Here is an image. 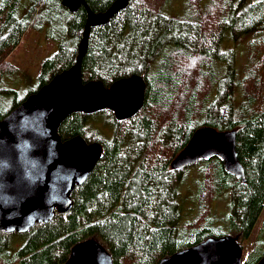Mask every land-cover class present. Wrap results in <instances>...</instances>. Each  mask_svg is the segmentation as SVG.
<instances>
[{
  "label": "trees",
  "instance_id": "1",
  "mask_svg": "<svg viewBox=\"0 0 264 264\" xmlns=\"http://www.w3.org/2000/svg\"><path fill=\"white\" fill-rule=\"evenodd\" d=\"M82 1L73 13L61 0H0V122L76 65L89 11L106 12L117 0ZM31 30L45 33L59 50L43 63L38 89L21 99L5 87L15 75L6 59ZM263 34L264 0H129L109 24L92 28L83 81L110 90L137 76L146 84L144 106L128 120L106 109L75 112L61 124L63 141L81 136L99 144L101 160L75 188L71 211L24 234L0 232V264H65L77 243L92 238L114 264H160L210 237L250 238L264 211V55L250 48L238 71L236 49ZM202 126L239 131L245 184L216 158L172 170ZM224 199H231L229 213L220 219L213 205ZM192 210L195 217L184 216ZM263 257L264 220L243 264Z\"/></svg>",
  "mask_w": 264,
  "mask_h": 264
},
{
  "label": "water",
  "instance_id": "2",
  "mask_svg": "<svg viewBox=\"0 0 264 264\" xmlns=\"http://www.w3.org/2000/svg\"><path fill=\"white\" fill-rule=\"evenodd\" d=\"M61 1L73 13L83 4L82 0H70L72 6ZM128 4L129 0H117L106 12L89 11L76 65L54 77L0 122V232L24 234L36 224L53 221L57 212L72 210L75 188L88 180L102 157L101 146L81 136L61 139L59 128L72 113L93 115L111 109L123 121L143 108L146 84L137 76L116 82L110 90L102 83L82 79L92 28L106 26ZM238 134V130L198 128L172 162V170L185 171L216 158L227 174L245 184L237 153ZM65 264L114 262L108 249L92 238L77 243ZM160 264H243V248L231 235L210 237ZM257 264H264V257Z\"/></svg>",
  "mask_w": 264,
  "mask_h": 264
},
{
  "label": "rangeland",
  "instance_id": "3",
  "mask_svg": "<svg viewBox=\"0 0 264 264\" xmlns=\"http://www.w3.org/2000/svg\"><path fill=\"white\" fill-rule=\"evenodd\" d=\"M253 39H255V42L252 45H250V43H245L236 49V54L239 53V60L237 64L238 71H240L241 68L247 63V57L250 48H256V53L258 54V56L264 55V34L254 36L251 38V40ZM58 50V43L53 41L52 39L47 38L45 33L33 30L27 32L24 35V38L19 47L11 52L6 59L8 62L14 65L15 69L13 70L15 71V75L7 80L5 87L19 92L21 99H25L27 97L29 89H38V76L41 73L43 63L51 59L58 52ZM259 51H261V54L259 53ZM93 126L97 129L101 128L97 124H93ZM101 133L107 138H112V132L108 127H103ZM195 177L196 176L194 174H191V179L184 189V195L186 197L190 195L188 187L194 186L193 181ZM230 202L231 199H224L219 201L218 203H214L213 209L216 212L218 218L222 219L227 215V213H229ZM191 204L192 206H194L193 203ZM192 212V214L184 216L188 217L189 219L191 217H195V215L197 214L196 211L192 210ZM185 220L186 219H184V221ZM263 220L264 211L255 232L252 233L249 240L242 242L245 254L250 253L254 249V242L257 236V231L260 229V225Z\"/></svg>",
  "mask_w": 264,
  "mask_h": 264
},
{
  "label": "flooded vegetation",
  "instance_id": "4",
  "mask_svg": "<svg viewBox=\"0 0 264 264\" xmlns=\"http://www.w3.org/2000/svg\"><path fill=\"white\" fill-rule=\"evenodd\" d=\"M231 236L234 237L235 239H237V240H238V243H239L240 246L243 248V260H245V258L247 257L248 253L245 254V252H244V246L242 245V242H243V241H246V240H249V238L246 239V240H243V239H241V238L238 237V236H233V235H231ZM243 262H244V261H243Z\"/></svg>",
  "mask_w": 264,
  "mask_h": 264
},
{
  "label": "bare ground",
  "instance_id": "5",
  "mask_svg": "<svg viewBox=\"0 0 264 264\" xmlns=\"http://www.w3.org/2000/svg\"><path fill=\"white\" fill-rule=\"evenodd\" d=\"M69 1H70V0H67V4H68V5H70V4H69ZM74 5H75V4H74ZM70 6H72V5H70ZM169 257H170V256H169Z\"/></svg>",
  "mask_w": 264,
  "mask_h": 264
}]
</instances>
